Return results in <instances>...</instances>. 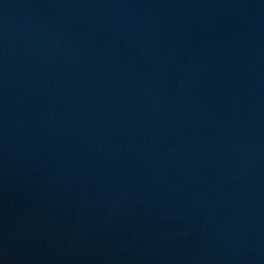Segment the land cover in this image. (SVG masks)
I'll use <instances>...</instances> for the list:
<instances>
[{
	"label": "water",
	"instance_id": "95a60500",
	"mask_svg": "<svg viewBox=\"0 0 264 264\" xmlns=\"http://www.w3.org/2000/svg\"><path fill=\"white\" fill-rule=\"evenodd\" d=\"M0 264H264V0H0Z\"/></svg>",
	"mask_w": 264,
	"mask_h": 264
}]
</instances>
